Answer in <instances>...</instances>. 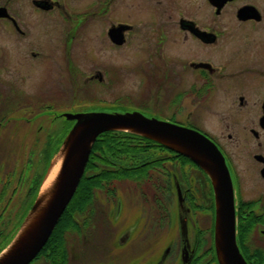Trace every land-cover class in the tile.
<instances>
[{"label":"flooded vegetation","instance_id":"obj_1","mask_svg":"<svg viewBox=\"0 0 264 264\" xmlns=\"http://www.w3.org/2000/svg\"><path fill=\"white\" fill-rule=\"evenodd\" d=\"M131 45L134 48L125 49ZM103 49L109 58L98 68L96 57ZM120 50L140 56L138 86L152 88L139 105L144 114L197 130L221 152L234 187L238 245L249 264H264V0H0V245L26 216L17 219L14 211L1 208L3 120L51 116L56 121L67 112L128 111L74 108L73 101L72 108H65L55 95L37 100L23 87L25 77L52 62L50 68L77 83L82 60L90 59L96 68L85 83L94 87L107 79L111 88L105 63L113 64ZM6 102L14 107L11 115ZM35 102L47 109L34 113ZM110 132L138 147L134 154L95 155L109 160L97 162V170L105 165L110 172L125 174L111 175L108 187L95 186L89 207L80 202L74 210H65L29 264H68L98 255L102 261L91 264H145L169 238L173 217L178 230L168 261L174 256L183 264L187 244L188 264H210L213 258L219 264L210 175L164 144ZM49 143L40 152L39 164L48 158ZM183 163L194 171H182ZM35 170L26 198L44 177ZM122 229L124 235L117 240ZM94 242L98 247L89 250Z\"/></svg>","mask_w":264,"mask_h":264},{"label":"water","instance_id":"obj_2","mask_svg":"<svg viewBox=\"0 0 264 264\" xmlns=\"http://www.w3.org/2000/svg\"><path fill=\"white\" fill-rule=\"evenodd\" d=\"M64 121H73L65 132L58 153L63 161L50 191L41 188L12 240L0 251V264H29L42 250L74 197L85 174L93 145L108 131L135 133L168 146L189 157L211 177L216 202L215 248L219 264H249L237 242V219L232 178L224 157L205 135L197 130L140 111L67 112ZM184 238L186 229L183 228ZM183 264L189 263L184 245ZM167 249L166 252H168Z\"/></svg>","mask_w":264,"mask_h":264},{"label":"rangeland","instance_id":"obj_3","mask_svg":"<svg viewBox=\"0 0 264 264\" xmlns=\"http://www.w3.org/2000/svg\"><path fill=\"white\" fill-rule=\"evenodd\" d=\"M128 48H134V45L126 47L125 49ZM108 56L109 53L106 49H103L102 51L100 50L98 52V56L96 57L97 61L100 63L98 68H102L101 65L103 66L102 63L109 58ZM139 57L140 56L135 57V54L130 52L129 50H120L114 53V63H105L106 68L110 70L112 82L114 83V87L111 88L107 85V79H105L102 85L98 84L94 85V87H92V83L90 82L85 83L86 76L90 75L89 73L96 68L95 65L90 62V59L89 61L88 59H84L82 60V64H80L82 65V73L78 74L81 77V79L77 82L78 84L73 83L68 74H59L56 69H53L52 67L50 68L49 65H54L51 62V64L46 63V68L44 67L43 69H40L38 73H34L32 74V76L30 75V78L28 77L26 79L25 77V86L23 87L26 88L27 86L28 89H26V91L30 92L32 97H35L37 100L47 97H54L52 95H55L54 99H61L62 101L60 102L65 104V108H72L70 104L73 101V104L75 105L73 106L74 108L114 107V109L117 110L140 111L146 113L145 109L139 105L143 104L142 100L145 99L144 96L148 95L152 88L148 86H138L139 75L136 71H138L139 65L142 66V63L139 62ZM134 68L136 73H133ZM127 71H130L131 75H128ZM6 77L10 80L9 75H6ZM9 80L7 82H10ZM79 87L81 88L79 89ZM8 91L9 90H5V96H10V93ZM110 96L115 97L111 98ZM8 99L10 98L8 97ZM39 103L42 104L43 102ZM6 104L7 102L4 103V107ZM40 104L38 105L37 102H35V104L32 103L33 109L31 110H33L34 113H37V111L39 110L47 109V107L44 108V106ZM7 106L8 108L6 113L10 115L13 114L11 111L14 107H12L11 104H7ZM19 114H21V112ZM50 118L51 116H49V118L48 116H42V118L37 120L34 119V121L23 120L18 122L6 120V118L2 123L3 130L1 146L3 160L6 163V166L3 169L1 181V186L3 188L1 208L3 211H14L15 216L18 215L17 219H19L20 215H23L24 213L27 216L32 204L35 201L38 189L44 180L45 174L47 173L50 165V160L58 151L60 145H58L57 143L61 141V139H63L65 132L69 130L67 129L68 126H71L70 121H67L65 123L67 125L66 128H62V125L64 124L62 122L64 121L63 119L51 121ZM40 126H42V130L39 129ZM48 140L50 143L47 142ZM46 142L50 144L48 148V158L47 160H44V164H39V158H42L40 152L47 144ZM17 161H20V166L18 168L16 167ZM16 168L17 171L16 173H14L13 170ZM29 168H31V172H29ZM36 168H38V171L41 174L44 173V177L38 184L34 183V185L36 184L34 190L26 198V193L30 183L29 180L34 171H37L35 170ZM180 168L182 169V171H194V167L192 165H188L185 163H183V166ZM26 177H29V179L24 180ZM174 208L175 198L173 199V206L171 207V210L173 211ZM119 210L120 218H122L123 209L120 207ZM19 226H21L20 223L17 227H14L12 232L3 240L2 244L0 245V251L12 240L13 236L19 229ZM177 230V224L173 217V226L171 227L170 236L168 235L169 238L164 240L161 249L156 252L151 258H149L145 264H180L179 261L175 262L174 256H172L168 261L171 251V245L174 237L177 235ZM122 231L123 229L118 232L117 240L119 236L124 235ZM72 241L73 252H76L77 250L74 244L75 239H72ZM203 246L204 245L201 246L202 251L204 248ZM97 247L98 245L96 244V242H94L93 244L88 246V249L92 250ZM114 247L118 248L116 241ZM167 249H169L168 253L166 252ZM89 250L83 248V252H90ZM213 254L214 253L212 251L211 255ZM211 255L209 254L205 258L209 259ZM99 257V255L93 256L92 258L82 257L81 261L79 259H73L70 260L68 264H91L99 260ZM101 259L99 261H102ZM117 262L119 263V261ZM210 264H216V260L213 258V260L210 261Z\"/></svg>","mask_w":264,"mask_h":264},{"label":"trees","instance_id":"obj_4","mask_svg":"<svg viewBox=\"0 0 264 264\" xmlns=\"http://www.w3.org/2000/svg\"><path fill=\"white\" fill-rule=\"evenodd\" d=\"M123 132L125 133V131ZM125 134H128L127 136H130L131 138H139V139L144 138V136L131 133V132H126ZM61 141H59L57 144L60 145ZM150 144L154 145L155 143L153 141H150ZM137 147L138 145L132 142H129L126 136H117L110 131L105 132L104 134L100 135V137L95 141L93 145L92 153L90 155V159L87 164L85 175L82 178L78 186V189L66 210H74L77 207L78 203L80 202L86 207H89L90 202H91L92 193H93L92 191H94L95 186H101L104 188L108 187L109 179L112 176L122 177V175L125 174V172H123L122 170H119L114 173L110 172V170L105 165L101 166L102 168L97 170V167H96L97 162H98L97 165H99V161L102 162L103 164H107L109 160L106 158H103V159L99 158V160H97L95 155L100 154L103 156L109 153L110 154L111 153L115 154L118 152L127 153V151L130 154H134L133 152L136 150ZM145 162L147 163L150 161L145 160ZM152 163L154 162L152 161ZM145 165H148V164H145ZM94 171L97 173H94ZM130 172L132 174L133 170H130Z\"/></svg>","mask_w":264,"mask_h":264},{"label":"bare ground","instance_id":"obj_5","mask_svg":"<svg viewBox=\"0 0 264 264\" xmlns=\"http://www.w3.org/2000/svg\"><path fill=\"white\" fill-rule=\"evenodd\" d=\"M63 153H58L56 154L52 161H51V169L50 172L46 178V180L44 181L42 188H41V193L42 194H46L50 191L51 187L53 186L56 177L60 171L61 165H62V161H63Z\"/></svg>","mask_w":264,"mask_h":264}]
</instances>
